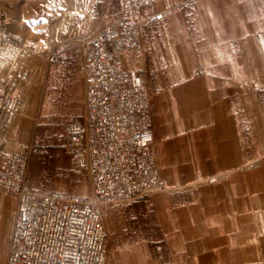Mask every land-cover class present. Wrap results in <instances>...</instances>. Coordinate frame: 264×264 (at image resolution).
Segmentation results:
<instances>
[{
  "label": "crops",
  "instance_id": "0c3cea01",
  "mask_svg": "<svg viewBox=\"0 0 264 264\" xmlns=\"http://www.w3.org/2000/svg\"><path fill=\"white\" fill-rule=\"evenodd\" d=\"M93 4L94 15L164 12L142 27L139 52L123 61L141 70L150 93L166 189L105 211L108 264H264V0H153L139 10L119 0ZM77 47L60 50L71 56ZM83 95L78 62L47 63L42 54L27 70L10 136L18 144L35 137L47 151L30 156L29 189L52 191L80 175L70 172L64 131L82 114ZM40 165L50 170L47 181ZM32 173L37 182L28 184ZM15 208L0 192V264Z\"/></svg>",
  "mask_w": 264,
  "mask_h": 264
},
{
  "label": "built area",
  "instance_id": "2783aa9c",
  "mask_svg": "<svg viewBox=\"0 0 264 264\" xmlns=\"http://www.w3.org/2000/svg\"><path fill=\"white\" fill-rule=\"evenodd\" d=\"M153 0H119L124 10H139ZM163 12L144 17L94 16L89 32L71 56L56 42L47 63L78 62L84 85L83 111L64 131V151L74 173H85L92 198L60 190L26 186L30 156L46 153L39 140L18 144L10 132L20 115V92L27 71L1 79L0 192L16 202L4 264H107L103 210L165 190L156 167L150 93L140 69H129L124 54H137L141 30L160 21ZM6 36L0 31V41ZM16 42L15 38H7ZM135 62L139 61L133 55ZM79 119L81 121H79ZM227 174L208 178L213 184Z\"/></svg>",
  "mask_w": 264,
  "mask_h": 264
},
{
  "label": "rangeland",
  "instance_id": "374dc122",
  "mask_svg": "<svg viewBox=\"0 0 264 264\" xmlns=\"http://www.w3.org/2000/svg\"><path fill=\"white\" fill-rule=\"evenodd\" d=\"M94 9L93 0H0V31L6 36V39L0 41V45L5 44L0 46V77L5 78L6 75L15 71H27L38 60V57L45 55L56 42H61L62 45L76 43L80 47L79 39L89 32L93 18L96 16ZM102 11L108 19L113 16L108 14L105 8L100 9L98 14ZM10 37L11 40L15 38L16 42H10L7 39ZM6 53H9L10 57L3 59L1 55ZM34 153L46 154L47 151L46 153ZM42 171L47 181L50 170L43 166ZM70 172L73 171L70 169ZM78 174L80 175H71L67 182L62 183V187L54 190H67L87 200L91 199L92 191L88 176L85 173ZM34 182H37V178L32 173L28 184ZM49 185L54 186V184ZM107 209L103 210L106 251L108 233L105 211Z\"/></svg>",
  "mask_w": 264,
  "mask_h": 264
},
{
  "label": "bare ground",
  "instance_id": "6f19581e",
  "mask_svg": "<svg viewBox=\"0 0 264 264\" xmlns=\"http://www.w3.org/2000/svg\"><path fill=\"white\" fill-rule=\"evenodd\" d=\"M82 17V16H81ZM63 19V18H62ZM81 19H83V18H81ZM79 36H81V35H79ZM56 37H58V36H56ZM10 39V38H9ZM11 40V39H10ZM79 41L80 42H82V38H80L79 39ZM2 45H5V44H2ZM2 45H0V46H2ZM10 50V49H9ZM11 51V50H10ZM1 57L3 58V59H8L9 57H10V54L9 53H6V54H4V55H1Z\"/></svg>",
  "mask_w": 264,
  "mask_h": 264
}]
</instances>
